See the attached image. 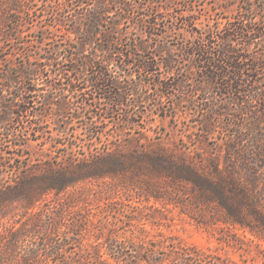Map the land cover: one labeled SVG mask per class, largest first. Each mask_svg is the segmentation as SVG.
<instances>
[{
    "label": "rangeland",
    "instance_id": "374dc122",
    "mask_svg": "<svg viewBox=\"0 0 264 264\" xmlns=\"http://www.w3.org/2000/svg\"><path fill=\"white\" fill-rule=\"evenodd\" d=\"M64 1L0 0V188L33 164L62 163L103 145L127 149L130 139L205 162L222 159L236 133L244 148L253 135L264 139V123L257 129L249 120L264 111V0H91L84 7ZM242 26L257 31L240 38L233 30ZM202 41L215 53L229 52L230 64L246 67L243 77L237 81L232 71V85L211 81L196 55ZM100 70L116 82L105 91L120 96V109L105 91L94 93ZM243 81L251 87H240ZM95 185L77 206L94 222L83 242L88 250L68 252L69 261L264 264V241L250 234L235 231L238 249L222 240L223 229L199 227L175 212L161 217L160 204L120 200ZM20 211L7 206L0 224H13ZM99 230L113 251L106 239L96 240ZM147 248L151 255L143 254Z\"/></svg>",
    "mask_w": 264,
    "mask_h": 264
},
{
    "label": "trees",
    "instance_id": "16d2710c",
    "mask_svg": "<svg viewBox=\"0 0 264 264\" xmlns=\"http://www.w3.org/2000/svg\"><path fill=\"white\" fill-rule=\"evenodd\" d=\"M90 1L65 0L61 4L84 7L92 5ZM106 12L99 10L101 15ZM93 27L90 25L89 28ZM233 31L240 38H247L253 36L257 29L242 26ZM204 42L195 48L196 55L201 58L200 68L206 71L211 81L219 83V80L226 79L232 85V71L237 75V81L243 77L246 67H234L229 63L234 59L229 52L215 53ZM224 67L228 69V75ZM94 68L97 65L94 64ZM143 69L152 73L147 66H143ZM109 72L98 71V80L91 82L95 94L105 91V87L110 89L108 84L116 83ZM60 85H54L56 91L61 90ZM73 85L69 83L68 87L75 93ZM159 86L170 89L163 82ZM240 87L251 86L243 81ZM36 91L32 90L33 93ZM105 92L110 95L108 99L112 107L114 105L120 109V96ZM248 111L244 121L252 112ZM257 113L249 120L254 121L258 129L264 123V111ZM0 125L5 126L4 123ZM238 135L229 136L228 149L222 159L215 156L206 162L150 142L143 144L141 139H130L127 149L117 144L115 148L103 145L81 157H68L62 163L51 160L26 167L14 184L0 188V220L6 217L7 213L3 210L7 206L21 209L19 220L11 225L0 224V264H108L100 260V256L94 260L73 257L69 261L65 258L68 252L80 253L76 249L88 250L83 242L90 233L89 224L94 225V222L90 217L81 216L83 208L77 206L84 201L80 197L85 198V193L98 187L95 184L99 182L113 194L121 195L120 200L131 202L135 196L138 202L160 204L162 208L158 207L157 213L161 217H166L164 213L175 212L199 227L223 229L228 239L222 240L235 248L242 249V240L235 232L237 230L264 241V139L257 140L253 135L251 146L244 148ZM47 198H50L48 202ZM99 231L96 240L106 239L107 250L113 251L110 244L113 243L112 239L105 236L102 230ZM120 247L119 253L123 252L122 244ZM151 252L147 248L143 254L151 255ZM141 261L138 258L126 264H140ZM149 261L153 262L152 259Z\"/></svg>",
    "mask_w": 264,
    "mask_h": 264
}]
</instances>
